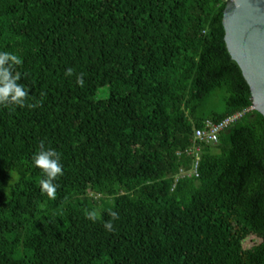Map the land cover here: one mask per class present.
Listing matches in <instances>:
<instances>
[{
    "label": "trees",
    "instance_id": "1",
    "mask_svg": "<svg viewBox=\"0 0 264 264\" xmlns=\"http://www.w3.org/2000/svg\"><path fill=\"white\" fill-rule=\"evenodd\" d=\"M225 4L0 0V51L27 92L0 104V264H264L261 113L202 142L198 177L175 181L196 128L253 104ZM48 149L54 198L33 162Z\"/></svg>",
    "mask_w": 264,
    "mask_h": 264
},
{
    "label": "water",
    "instance_id": "2",
    "mask_svg": "<svg viewBox=\"0 0 264 264\" xmlns=\"http://www.w3.org/2000/svg\"><path fill=\"white\" fill-rule=\"evenodd\" d=\"M222 23L226 48L264 117V0H226Z\"/></svg>",
    "mask_w": 264,
    "mask_h": 264
},
{
    "label": "clouds",
    "instance_id": "3",
    "mask_svg": "<svg viewBox=\"0 0 264 264\" xmlns=\"http://www.w3.org/2000/svg\"><path fill=\"white\" fill-rule=\"evenodd\" d=\"M20 59L9 52L0 51V104H17L24 105V98L27 95L23 85L17 83L20 74L13 75L14 66L20 64ZM72 69H68L66 75H72ZM76 83L80 86L84 85L82 74L76 76ZM43 147V146H42ZM34 165L42 169L43 177L39 184L42 194H47L49 198H54L57 185L54 180L58 175H62L63 165L60 162V155L54 149L41 150L33 156ZM112 219H117L118 214L111 212ZM87 218L95 221V213H87ZM104 227L108 231L113 230L112 220L105 221Z\"/></svg>",
    "mask_w": 264,
    "mask_h": 264
},
{
    "label": "built area",
    "instance_id": "4",
    "mask_svg": "<svg viewBox=\"0 0 264 264\" xmlns=\"http://www.w3.org/2000/svg\"><path fill=\"white\" fill-rule=\"evenodd\" d=\"M253 110H255V107L252 104L249 107L227 115L218 122H213L212 120L207 119L204 121L203 125L200 128H196L194 131L193 143L186 150L187 154L193 157L191 167L189 169L180 168L175 178V181H177L179 177L185 175H194L195 177H198V164L201 156L202 147L201 143H216L222 131L229 128L231 125L240 120L246 113L251 112Z\"/></svg>",
    "mask_w": 264,
    "mask_h": 264
},
{
    "label": "rangeland",
    "instance_id": "5",
    "mask_svg": "<svg viewBox=\"0 0 264 264\" xmlns=\"http://www.w3.org/2000/svg\"><path fill=\"white\" fill-rule=\"evenodd\" d=\"M97 96L98 97H105V96H108V89L107 88H101L100 89V92L97 94ZM253 241H255V242H258V240H255V239H253V237L252 236H250L247 240H246V242H245V246H251L254 242Z\"/></svg>",
    "mask_w": 264,
    "mask_h": 264
}]
</instances>
